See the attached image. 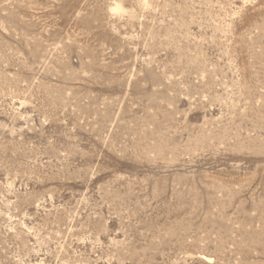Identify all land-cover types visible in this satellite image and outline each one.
<instances>
[{
    "label": "rangeland",
    "instance_id": "rangeland-1",
    "mask_svg": "<svg viewBox=\"0 0 264 264\" xmlns=\"http://www.w3.org/2000/svg\"><path fill=\"white\" fill-rule=\"evenodd\" d=\"M0 264H264V0H0Z\"/></svg>",
    "mask_w": 264,
    "mask_h": 264
},
{
    "label": "bare ground",
    "instance_id": "bare-ground-1",
    "mask_svg": "<svg viewBox=\"0 0 264 264\" xmlns=\"http://www.w3.org/2000/svg\"><path fill=\"white\" fill-rule=\"evenodd\" d=\"M114 10H121V7L120 6H118V5H116V7H115V9ZM122 11V10H121Z\"/></svg>",
    "mask_w": 264,
    "mask_h": 264
}]
</instances>
